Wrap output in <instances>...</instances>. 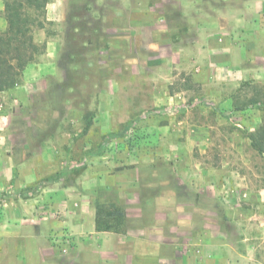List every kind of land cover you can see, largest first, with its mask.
<instances>
[{"label": "rangeland", "instance_id": "1", "mask_svg": "<svg viewBox=\"0 0 264 264\" xmlns=\"http://www.w3.org/2000/svg\"><path fill=\"white\" fill-rule=\"evenodd\" d=\"M4 2L0 0V30L6 28ZM213 4L215 0H53L47 8L45 27L35 29L36 42L46 44V49L25 70L29 81L22 94L25 97L21 100L8 91L0 93V118L7 111L11 115L6 123L1 121L0 130L8 128L9 132L26 133L28 137L30 133H36L38 139L31 140V143L41 146L43 152L54 151L57 154L60 169L41 178L37 185L41 192L77 181L80 175L71 173L73 170L104 169L103 166L115 159L117 151L131 157L134 155L131 145L138 139L143 146L140 148L142 154L147 153L146 149L151 145L162 148L160 139L164 130L161 127H170L166 129L171 139L168 146L170 163H175V153L179 149L187 148L195 156L187 160L188 164L218 166L229 162L236 171L235 187L221 188L214 193L211 190L210 195L215 196V202L195 204L207 212L215 211L207 215L210 218L206 222L209 229L214 226L224 236L226 243L220 249L229 261L227 264H264V199L258 202L249 200L246 196L249 190L242 189L238 180L250 176L252 190H264V155H259L249 144V126L254 122L244 112L246 109L235 111L236 107L247 106L251 98L264 104V86L258 83L245 85L239 93L237 91L244 82L234 89L232 85H218L223 88L222 93L231 98L233 105L232 108L214 109L208 105L209 102L199 98L203 94L196 91L190 77L186 84L185 81L176 83L184 70L159 66L163 57L171 56L170 45L166 51L164 48L154 50L152 64L146 62L147 57L139 62L135 57L138 44L144 47L153 31L176 51L191 37L189 28L194 29L198 23L207 25V20L214 13ZM37 69H43L44 74L39 76ZM170 71L174 84L168 91H163V86L168 83L163 77L169 78ZM24 81L23 75L19 85L23 86ZM157 82L162 91L154 88ZM184 86L193 90L187 96L184 94L183 100L178 95L177 102H158V99L168 98L169 93L174 95ZM157 107L166 108V114L142 118L143 114ZM204 107L207 108L206 113L201 109ZM229 111L233 112L231 119L228 118ZM88 114H93L94 118L88 132L83 134ZM256 115L258 122L262 118L264 124V108ZM200 117L209 121L210 138L197 144L190 138L194 131L191 120L196 121ZM156 132H160V138L155 135L153 141ZM127 162L113 169L120 172L128 170L133 162ZM128 176L131 181L138 178L136 171H129ZM166 176L174 178L171 173ZM193 176L196 175H188L187 179ZM187 190L190 195H198L196 188ZM206 190L204 195H208ZM234 192L239 194V199H229L228 195ZM113 193H105L106 200L114 198ZM8 201V198L0 199L1 214ZM166 206L180 207L183 212L182 230H177L183 236L178 238L176 232L170 234L173 241L167 251L168 258H175L174 245L182 247L176 264L179 260H195V256L203 255L204 252L195 253L196 245L190 234L185 238L183 230L185 225L190 228L193 204L171 203ZM227 209L231 211L233 222L228 230L222 225L221 218ZM172 222L170 220L169 224ZM198 223L201 227L203 221ZM193 232L196 234L195 230Z\"/></svg>", "mask_w": 264, "mask_h": 264}, {"label": "crops", "instance_id": "2", "mask_svg": "<svg viewBox=\"0 0 264 264\" xmlns=\"http://www.w3.org/2000/svg\"><path fill=\"white\" fill-rule=\"evenodd\" d=\"M213 11L207 25L198 23L194 29H188L191 37L176 51L153 31L144 47L137 42L135 57L138 62L147 57L146 62L152 64L154 50L164 48L166 51L167 45H170L171 56L167 59L163 57L159 66L184 70L176 83L185 81L186 84L190 77L196 91L203 94L199 98L209 102L208 105L214 109L232 108L231 98L223 94V88L219 86L232 85L234 89L243 82L264 86V0H215ZM177 31L180 33V30ZM141 50L145 51L142 53ZM37 73L39 76L44 74L43 69H37ZM168 73L169 78L163 77L168 82L163 86V91H168L174 84L170 78L171 71ZM27 74L25 71L24 85H18L8 94L18 96L21 100L25 97L23 91L29 82ZM158 83L154 88L162 91ZM192 90L184 86L174 95L169 93L168 98L158 99V102H177L178 95L181 99ZM247 107L244 112L255 123H250V133L263 124L262 118L258 122L256 112L260 113L264 104L257 102ZM201 109L207 112L206 107ZM221 113L224 115V111L221 110ZM232 113L227 112L228 118H232ZM10 116L7 111L0 118V123L9 121ZM201 119L191 120L194 131L190 138L197 144L202 141L205 143L210 138L209 121ZM223 124L226 122L223 121ZM246 124L249 123L246 121ZM153 128L158 130L155 126ZM7 129L0 130V199H9L4 213H0V218L3 217L0 227L3 261L0 264H176L181 245H174L175 258H168L167 251L173 241L170 240V234L176 232L178 238L183 236L178 233L183 226V212L180 207L166 206L171 203L193 204L190 228L186 225L183 227L184 235L187 238L190 234V239L196 245L195 253L204 252L200 257L195 256V260L184 259L178 263H229L220 249L226 243L224 236L214 226L209 229L206 222L210 218L207 215L215 211L207 212L195 206L197 202H215V196L210 195L211 190L214 193L221 188L235 187L236 171L229 162H222L218 166L201 163L192 165L193 162L188 164L187 160L195 156L191 150L183 148L175 153V163H170L168 146L171 139L170 132L166 131L170 127L164 126L161 127L164 130L160 139L162 148L160 145H151L146 149L147 153L142 154L140 148L143 146L138 139L131 145L134 153L131 157L117 151L115 159L103 166L104 169L95 167L86 170L81 172L77 181L33 193L27 189L37 187L46 174L60 169L57 154L54 151L43 152L41 146L32 144L31 140L38 139L36 133H30L28 137L26 133L15 134ZM155 135L160 138V132L153 134V141ZM127 161L133 162L131 169L122 172L113 169L129 163ZM129 171H136L138 178L131 181ZM168 173L173 174L174 178L167 177ZM192 174L196 176L187 179ZM238 180L242 189L249 190L246 193L249 200L258 202L264 199V190H252L250 176ZM188 188L198 189V195L188 194ZM205 188L208 195L203 194ZM113 191L115 197L106 200L105 193L111 195ZM238 195L234 192L228 197L237 200ZM117 198L126 204V234L96 231V201L107 203ZM132 211L134 213H130ZM225 215L232 220L230 210L227 209ZM170 220L173 221L171 224ZM201 220L203 224L198 227Z\"/></svg>", "mask_w": 264, "mask_h": 264}, {"label": "trees", "instance_id": "3", "mask_svg": "<svg viewBox=\"0 0 264 264\" xmlns=\"http://www.w3.org/2000/svg\"><path fill=\"white\" fill-rule=\"evenodd\" d=\"M53 0H5L3 17L6 28L0 30V93L10 91L17 87L27 67L34 62L36 56L46 49V44H39L35 40V29L45 27L47 20V7ZM167 18V17H166ZM180 30V29H179ZM243 83L237 92L242 91ZM257 100L251 98L248 104H256ZM247 106L236 107L235 111H244ZM94 115L86 116V126L82 133L86 134L92 126ZM250 146L259 155H264V124L254 132L248 133ZM71 173L80 175L81 170ZM40 188L27 189L28 192H38ZM222 225L225 228L233 223L226 215H222ZM227 225V226H226ZM95 230L98 232H113L126 234L127 214L126 204L119 198L107 203H95Z\"/></svg>", "mask_w": 264, "mask_h": 264}, {"label": "built area", "instance_id": "4", "mask_svg": "<svg viewBox=\"0 0 264 264\" xmlns=\"http://www.w3.org/2000/svg\"><path fill=\"white\" fill-rule=\"evenodd\" d=\"M166 112H167V109L166 108L157 107V108H154L151 111L143 114L142 118L143 119H148L149 117H152V116H155V115H159V114L165 115Z\"/></svg>", "mask_w": 264, "mask_h": 264}]
</instances>
